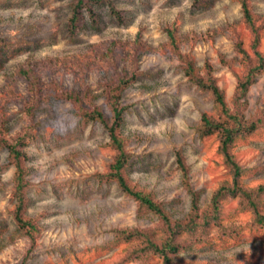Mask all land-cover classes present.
Returning <instances> with one entry per match:
<instances>
[{
  "label": "rangeland",
  "instance_id": "obj_1",
  "mask_svg": "<svg viewBox=\"0 0 264 264\" xmlns=\"http://www.w3.org/2000/svg\"><path fill=\"white\" fill-rule=\"evenodd\" d=\"M72 1L0 0V135L30 132L23 216L37 227L32 241L13 218L14 165L0 144V264H162L151 252L126 259L140 239L119 238L114 228L158 239L159 219L105 176L114 155L107 130L75 112L74 96L86 108L98 106L109 122L105 92L129 78L119 98L126 105L119 133L131 155L126 181L181 218L190 207L182 163L206 207L231 174L218 135L197 132L201 114L214 112L212 96L184 70L189 63L199 73L208 66L235 109L238 80L256 54L264 56V0H99L95 22L82 9L71 35ZM238 109L248 121L262 116L264 58ZM229 151L242 168V186L264 184V125L235 136ZM259 207L264 212V195ZM219 217L206 239L186 240L172 264H264V225L252 211L229 195ZM225 225H238L237 233H222Z\"/></svg>",
  "mask_w": 264,
  "mask_h": 264
},
{
  "label": "trees",
  "instance_id": "obj_2",
  "mask_svg": "<svg viewBox=\"0 0 264 264\" xmlns=\"http://www.w3.org/2000/svg\"><path fill=\"white\" fill-rule=\"evenodd\" d=\"M99 0H73L72 13L68 20V29L71 35L80 29L82 24V9L87 13L88 19L95 22L96 12L93 5L98 4ZM109 10L117 17L120 16L111 4ZM241 9L244 19L251 24V15L244 1L241 2ZM255 64L246 68L243 76L238 80L235 86L233 102L235 109L227 106L223 91L215 83V79L205 65V71L199 73L190 63L185 67L184 73L188 79L195 83L199 88L208 91L212 96L213 113L204 112L201 114L197 125L199 135H208L216 133L219 139V149L222 153L223 160L231 174L230 183H222L215 189L206 205L199 206L197 192L189 184L186 167L180 163V169L183 172L182 184L189 192L190 207L188 212L181 218H171L161 205L155 201L152 196L140 188L135 187L126 181L123 169L130 159V153L125 149L124 140L119 133V127L123 121V113L126 105L119 102L121 91L128 85L129 78L119 77L116 83L110 85L105 92L106 104L111 112V120L108 122L101 109L98 106L91 108L83 105L80 98L74 96L77 101L75 112L87 120H98L107 130L108 145L113 149L114 155L109 165V172L105 175L110 180L116 182L121 191L135 200L140 208L152 211L159 219V236L145 232L134 227L114 228L117 237L130 241L140 239L141 245L129 250L126 259L137 258L146 253L157 254L162 264H172L173 256L184 245L186 240H204L209 235L208 226L210 223L219 225V214L221 210V201L226 196L237 197L242 207L249 208L253 214V220L258 225H264V212L260 211L261 196L264 195V184H258L255 188H246L239 183V175L242 171L241 166L236 162L232 153L229 151L232 140L235 136L243 135L254 131L257 127L264 125V112L262 116H257L250 121L243 117L242 111L238 109L240 99L244 97L248 86L252 83L257 71H259L263 55L256 54ZM2 130V129H0ZM29 131L21 130L16 135L8 138L0 135V144L8 151V160L14 165V175L12 184V195L14 198V207L12 215L17 226L33 241V232L37 230L31 218L23 216L25 203V167L22 163L26 157L23 147ZM179 155V153H177ZM178 157V156H177ZM178 159V158H177ZM238 225L219 226L222 233L230 235L237 233ZM156 238V239H155ZM24 264V260L21 261Z\"/></svg>",
  "mask_w": 264,
  "mask_h": 264
}]
</instances>
